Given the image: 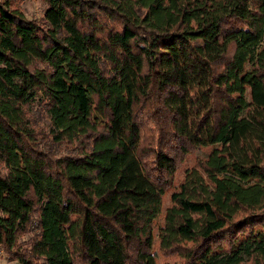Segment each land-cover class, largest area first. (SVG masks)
<instances>
[{"label":"trees","instance_id":"obj_1","mask_svg":"<svg viewBox=\"0 0 264 264\" xmlns=\"http://www.w3.org/2000/svg\"><path fill=\"white\" fill-rule=\"evenodd\" d=\"M46 3L0 1L5 256L264 264V0Z\"/></svg>","mask_w":264,"mask_h":264},{"label":"rangeland","instance_id":"obj_2","mask_svg":"<svg viewBox=\"0 0 264 264\" xmlns=\"http://www.w3.org/2000/svg\"><path fill=\"white\" fill-rule=\"evenodd\" d=\"M2 1V0H0ZM11 3V7L20 11L27 19L40 21L44 15L45 10L47 9L46 0H8ZM144 119H148L144 116ZM35 120L38 121L40 125L44 123V115L43 113H39L35 116ZM146 127L143 131L144 134V142H147V139L151 136H155L156 133L154 131V127L152 123H149L146 120ZM152 143H154V139H152ZM155 144V143H154ZM204 154L202 151H194L191 152L190 155L183 158L182 163L179 166L178 172L174 178V185L172 188L168 189L164 198H163V206L166 208L170 206V195L177 188L176 186L181 183L184 178V173L186 170L191 169L197 164H199L203 160ZM162 216L158 220V225L162 223ZM155 235H157V230H155ZM25 240L27 237L24 238ZM154 250L157 255V264H173V263H181V260L178 258L176 254L165 253L161 251L158 247L157 239H155ZM0 264H18L15 261H12L10 258L8 259L0 248Z\"/></svg>","mask_w":264,"mask_h":264}]
</instances>
